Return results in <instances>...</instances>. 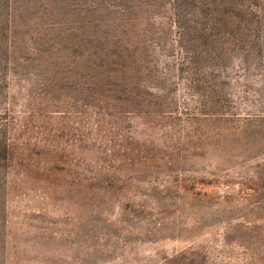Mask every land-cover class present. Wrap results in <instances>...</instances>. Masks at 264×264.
<instances>
[{
    "label": "rangeland",
    "instance_id": "rangeland-1",
    "mask_svg": "<svg viewBox=\"0 0 264 264\" xmlns=\"http://www.w3.org/2000/svg\"><path fill=\"white\" fill-rule=\"evenodd\" d=\"M70 1L108 6L114 0ZM141 3L147 17L164 21L167 1ZM66 17L70 24L77 15ZM83 52L69 45L55 54L62 59L65 73H59L66 85V94L57 98L69 100L67 108L42 111L29 105L26 87L37 81L33 67V76L10 89L17 99L14 109L7 116L0 109V128L14 124L12 142L30 163L24 178L15 175L5 184L1 177L0 264H245L262 243L254 230L264 232V123L257 119L264 111V54L259 62L247 59L248 71L242 70L239 53L229 66L240 71L233 73L228 91L231 113L241 118L193 121L183 142V127L177 126L186 124L181 119L195 100L182 80L176 81L174 104L167 101V114L143 119L83 108L87 102L81 97L76 105L67 96L82 87L80 80L86 82L83 63H69ZM239 84L248 85L245 99ZM45 117L53 119L43 128ZM155 146L157 159H145ZM44 151L62 157L64 172L56 180L34 170L51 158ZM90 177L97 189L91 197L82 186ZM204 178L214 182H196L191 192L179 186Z\"/></svg>",
    "mask_w": 264,
    "mask_h": 264
},
{
    "label": "trees",
    "instance_id": "trees-1",
    "mask_svg": "<svg viewBox=\"0 0 264 264\" xmlns=\"http://www.w3.org/2000/svg\"><path fill=\"white\" fill-rule=\"evenodd\" d=\"M141 1L146 0H114L105 6L99 1L73 5L70 0H0V109L5 116L17 102L11 87H19L22 80L33 76V67L37 81L26 87L29 105L42 111L69 106V100L57 98L60 93L66 94V85L59 73H65L64 67L59 66L62 59L59 61L55 54L70 45V49L84 52L78 60L68 62L81 61L87 74L84 84L80 80L82 87L67 96L76 105L86 101L83 108L102 113L121 110L143 119L167 114V101L174 104L176 81L182 80L195 100L191 107H186V118L181 119L186 124L177 126L183 127L180 134L183 142L188 139L193 121L229 123L233 118H241L231 113L232 94L228 90L237 69L229 66L236 53L242 56L239 61L244 72L250 68L247 59L263 60L264 0H163L167 1L163 22L147 17ZM74 13L77 18L69 24L66 16ZM59 17L64 19L57 24ZM164 29L167 36H163ZM20 69L24 70L22 75ZM37 85L44 87L45 93ZM239 86L245 99L248 85ZM261 114L257 119L264 123V111ZM45 118L47 121L41 122L43 128L53 119ZM13 126L12 123L0 128V187L4 185L3 175L5 184H9L10 177L24 178L30 168L25 153L20 155L12 142ZM244 130L242 127L241 133ZM42 134L52 133L44 130ZM157 150L155 146L145 159L156 160ZM44 152L51 158L38 162L34 170L42 177L56 180L57 174L64 172L60 168L62 157ZM95 182L92 177L82 182L86 196L97 195ZM196 182L210 185L214 181L195 179L191 184L180 182L179 186L191 192ZM254 233L262 243L248 255L245 264L258 260L264 264V232L255 229Z\"/></svg>",
    "mask_w": 264,
    "mask_h": 264
}]
</instances>
